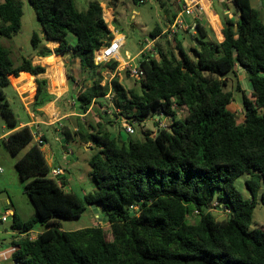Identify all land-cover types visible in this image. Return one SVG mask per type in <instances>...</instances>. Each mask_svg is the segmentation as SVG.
Masks as SVG:
<instances>
[{"label": "trees", "instance_id": "1", "mask_svg": "<svg viewBox=\"0 0 264 264\" xmlns=\"http://www.w3.org/2000/svg\"><path fill=\"white\" fill-rule=\"evenodd\" d=\"M178 1L182 0H166L175 7L166 9L168 25L180 11ZM27 2L40 27V33L29 38L33 54L14 64L10 51L0 43V114L10 132L2 142L13 156L27 148L15 168L34 209V216L25 220L14 213L11 229L25 233L36 224L44 229L35 230L39 233L32 241H17L11 261L264 264V225L252 226L254 208H264V22L250 0H232L238 17L221 18L215 28L218 39L211 40L208 29L194 22V45L188 50L176 34L174 47L166 41L158 45L161 28L156 25L149 34L156 56L138 62L143 71L140 92L125 88L115 76L104 80L102 72L115 71L116 61L93 62L94 51L113 37L100 2L89 3L84 11L77 10L75 0ZM159 4L166 5L162 0ZM22 7V0H0V37L11 39L19 33ZM48 42L58 46L51 51L45 47ZM52 52L75 59L90 80L73 97L74 129L66 124L61 130L65 142L90 143L96 150L87 161L94 188L83 196L65 191L62 177L57 182L50 176L41 149L30 144V128L19 127L1 90L10 85L9 76L44 73V67L32 65L31 58ZM49 60L54 64V58ZM240 72L248 80L250 94L237 89L243 106V118L238 120L229 108L233 93L224 87L227 75ZM58 77L63 78L60 72ZM66 78L70 85L76 82L67 70ZM35 85L30 107L34 114L42 115L38 108L53 100L58 106L67 96L49 95L45 80L35 79ZM109 90L114 94L111 105L120 109L118 115L112 113L114 119L120 116L137 125L154 111L169 118L168 127L154 135L144 131L141 140L113 136L107 126L117 121L105 120L110 107L104 97ZM94 108L99 120H80ZM178 110H185L182 119ZM241 174L246 175L248 198L235 186ZM89 206L107 217L108 235L100 226L64 231L56 223L79 218ZM211 207L226 217L216 219Z\"/></svg>", "mask_w": 264, "mask_h": 264}, {"label": "rangeland", "instance_id": "2", "mask_svg": "<svg viewBox=\"0 0 264 264\" xmlns=\"http://www.w3.org/2000/svg\"><path fill=\"white\" fill-rule=\"evenodd\" d=\"M22 1V27L19 33L13 36L11 39L0 37L1 45L10 51V58L14 64H18L19 62V51L23 52V54L31 51L32 48L29 43V38L32 32H36L38 34L40 33V27L31 6L27 0ZM100 1H103L104 5L110 8L109 10H112L113 19L111 20L109 15H105V18L108 25H110L109 23L113 21L111 25L114 26L115 33L117 32L123 35L124 39L122 48L120 50V57L126 61L132 58V61L129 62L131 67H138V62L143 57L139 51L145 47L147 41H150L149 34L156 25L161 28V35L156 40V43H158L160 46H163L164 42L166 41L169 42L172 47H174L175 41L173 37H169L166 33H163V30L166 29V21L169 16V13L166 9L175 8L174 6H169V3H167L166 0H162L166 3L164 7L160 6V0H142V3H135L133 0H75V6L78 11H84L89 3ZM250 3L251 6L258 11L259 19L264 22V0H250ZM177 4L180 6L179 2H177ZM204 5L205 8H207V4H203V6ZM210 8H212L213 11H210L211 15L208 16L211 17L209 22H207L204 18H202L200 22L205 28L208 29L209 38L214 40V38L218 39V35H216L214 28L216 26L215 23L214 25L209 23H212L213 20L218 21L223 17V14L220 3L217 4L216 2H213ZM227 15L231 16L233 20L236 19L237 13L235 8L231 6L230 13ZM193 21V19L189 18L187 23L191 25ZM178 32L180 35H182L181 40L187 50L189 46L192 47L194 45L192 42L193 34L190 31L180 29ZM68 40L72 42L74 37L69 35ZM17 48L21 50H18ZM59 59L64 63L66 70L71 76L74 77L76 82L72 85L68 84L67 82L69 94H64L67 96L64 100L61 99L58 106L54 103V105L57 107V114L55 118L54 116H51L53 118L52 123L49 125L41 124L38 126L44 135V139L46 140V143H44L42 146H39V148H42V152L47 160L50 159V170L51 168L57 167L65 170L63 171L60 169L62 174H64L62 178L68 182L67 186H72L73 188L70 192H73L78 196H83L84 194L91 193L94 188L93 181L89 175L90 167L88 166L87 161L96 150L91 148L90 143L84 144L77 140L69 143L65 142L61 130L66 124L69 125L71 130L74 129L73 126L75 112L71 110L74 105L72 96L76 95L83 86L90 84V80L88 79L87 73L80 72L75 59H71L69 55L64 54H60ZM49 63H51L50 60ZM126 71L127 70L125 68H122V64H119V69L113 75L107 73L105 70L102 72V74L104 80H109L115 76L125 88H133L137 92H140V85L138 81L130 77ZM9 78L12 79L13 77L9 76ZM54 79V87H59L64 82L63 78H59L56 74H54ZM20 81L16 83L14 81L13 82L17 85ZM237 86L239 88H237ZM224 88L225 90L232 91L233 102L229 108L235 114L237 119L241 120L243 118L242 93L237 89L245 91V94L249 96L250 86L246 76L241 72L238 73L237 76L233 74L227 75L226 85ZM24 89L25 86L22 89L19 88L17 90L22 96V98L19 99V95H17L10 85L1 88L10 108L20 121H27L24 110L25 106H31L30 102L33 92V88L31 90L27 89L26 91H23ZM98 115V111L94 108L87 116H80V120H92L95 122L99 120ZM184 115L185 110L177 111L178 118L182 119ZM113 119L114 118L111 113L106 114L105 120L112 121ZM153 119H160V121L163 122L165 128L168 127L170 121L167 117H159L158 113L153 111L141 124H137L135 126V132L132 135H127L120 128L119 124L115 122L111 127L107 126V128L110 130L113 136L118 135L117 133H119L123 140H125L127 136H131L133 139L141 140L142 133L144 131L151 132V135L156 132L157 128L153 123ZM5 131L4 123L0 114V135H2ZM33 143L34 139H32L30 144ZM26 150L27 148H24L17 155L13 156L5 149L2 140H0V168L2 170V172H0V207L4 206L7 200H10L11 206L24 219L34 216V209L24 192L23 183L21 182L15 168V162L25 153ZM245 178L246 175L241 174L236 179L235 186L245 198H248L249 193L244 184ZM211 211L216 219H222L226 217L225 212H219L213 207H211ZM193 218L194 217L190 218V221H192ZM56 223L59 224L60 228L64 231L78 230L87 226H100L107 235L109 233L108 224L104 220V217L99 216L95 219L93 214L89 212L88 208L83 214H81L79 218H61L58 219ZM6 224L10 225L11 219H9ZM258 225H264V208H262L260 205H257L254 208L252 214V226ZM43 229V226L36 224L33 231H41Z\"/></svg>", "mask_w": 264, "mask_h": 264}, {"label": "built area", "instance_id": "3", "mask_svg": "<svg viewBox=\"0 0 264 264\" xmlns=\"http://www.w3.org/2000/svg\"><path fill=\"white\" fill-rule=\"evenodd\" d=\"M218 2H227L229 4L232 3V0H216ZM180 11L178 14L175 16L173 22L163 31V33H166L169 37L174 36L175 34L179 33L178 31L180 29H184L187 31H190L193 35L195 34L194 30V22L196 21H201L202 18H204V6H203V0H182L180 3ZM193 19L194 21L192 22L191 25H189L186 22V19ZM107 24V22H106ZM108 27V26H107ZM109 29V28H108ZM110 32L112 33L113 37L112 39L101 46L100 48L96 49L93 54V62L95 65H100L104 63H108L110 61H116L117 66L115 68V71H110L109 68H106L105 71L111 75H113L118 69H119V64H122V68H125L128 71V75L137 81H139L143 75L142 69L138 67H131L130 63L124 62L120 58V50L123 45V35L119 33H115L114 29H109ZM140 54L143 55L142 59H147L148 56H156V52L154 50L153 42L147 41V44L145 47H143L140 50ZM113 92L109 90V92L105 95L104 99L108 102V106L111 109L107 110V113H115L119 114L120 109L116 108L111 105V101L113 99ZM159 117H165L162 113L158 114ZM114 118V117H113ZM117 123L119 124L120 128L127 134V135H132L135 132V122H132L128 119H125L123 117L117 116L115 119ZM153 123L155 124L157 130L161 128H165L163 125V122L160 121V119H153ZM32 130L31 136L32 139H34V143L37 146H42L44 145V140H43V134L41 133L40 129L37 126L32 125ZM156 130V131H157ZM154 135V134H153ZM0 168V172H1ZM62 172L60 168H51L50 170V176L55 179L57 182L59 181V178L61 177ZM12 216V211L9 208H0V225L8 222V220ZM12 230V229H11ZM12 239L11 242L8 245L3 246L0 243V264L6 261H10L15 254V252L18 249L17 241L20 239L26 238L29 241H32L36 238L37 234L39 233L38 231H29L25 233H21L17 230H12Z\"/></svg>", "mask_w": 264, "mask_h": 264}, {"label": "crops", "instance_id": "4", "mask_svg": "<svg viewBox=\"0 0 264 264\" xmlns=\"http://www.w3.org/2000/svg\"><path fill=\"white\" fill-rule=\"evenodd\" d=\"M179 2V1H178ZM213 2H216L217 4L220 3V7H221V10H222V14L223 16H226L227 18L229 19H232L231 16L227 15L230 13V9H231V6L235 8L233 2L231 4L227 3L226 1L221 3V2H217L216 0H203V4H207V8H205V5H204V19L209 22V20L211 19V17H208L209 15H211L210 11H213L212 8H210L211 4ZM181 3V2H180ZM100 5L102 6L103 8V18H104V21H106V18H105V15H109L111 20L113 19V14H112V10H107L105 5H104V2L103 1H100ZM23 8V7H22ZM178 14V13H177ZM176 14V15H177ZM23 16V14H22ZM231 17V18H230ZM236 17H238V14L236 15ZM189 20V19H187ZM186 20V22H187ZM233 20V19H232ZM167 21H168V18H167ZM167 21H166V28L170 25L167 24ZM111 22V21H110ZM113 22V21H112ZM109 23L110 25L107 24L108 28L110 29H114V26L111 25L112 24ZM212 22V21H211ZM215 23V26L214 28H217L221 25V18L218 20V21H214L212 23H209L211 25H214ZM21 27H22V17H21ZM165 30V29H164ZM163 30V31H164ZM40 31V30H39ZM33 33V32H32ZM176 37L181 40L182 39V35H180L179 33L176 34ZM156 40V39H155ZM154 42V40L152 41ZM58 46V44L56 42H48L45 47H47L48 49H50L51 51H53L54 48H56ZM190 47V46H189ZM18 50H21L19 48H17ZM140 52V51H139ZM18 61H20V59L22 57H27V56H30L31 54H33V50L31 49L30 52L28 53H24L19 51L18 52ZM60 55V54H59ZM59 55H56L54 54L53 52L51 53V55L49 56H46V57H40V56H32L31 58V63L32 65H39L41 67H44L45 69V72L42 73V74H39L37 76H31L30 74L28 73H21L19 75V77L15 78L13 77L14 79H21V81L16 85L13 81L14 79H10L9 78V83H10V86L14 89V91L17 93V95H19V99L22 98V96L20 95L21 93L19 91H17L19 88L22 89L24 86H25V89L23 91H26L27 89L33 90L32 92V99H31V102L30 104L33 103L34 101V96H35V91H36V85H35V79H38V80H45L46 81V89H47V93L49 95H52V96H55V99L59 98L60 96L64 95L65 93H67V95L69 94V87H68V84H67V78H66V68H65V65L62 61H60L59 59ZM49 58H54L55 59V62L54 64H50L49 63ZM121 58V57H120ZM122 59V58H121ZM124 62H130L132 61V58L128 61L122 59ZM59 72H60V75H62L63 77V84L59 87H54L53 86V82L55 81L54 79V74H57V76L59 75ZM64 75H65V79H64ZM59 90V91H58ZM19 92V93H18ZM75 96V95H74ZM72 96V97H74ZM54 102L55 100L53 101H50L48 102L47 104H45L43 107L41 108H38L37 111L42 113V115H38V114H34V112L31 111V106L27 107L25 106V110L24 112L26 113V117H27V121H19V127H22V126H28L30 128V130H32V125L34 126H39L41 124H51L52 123V120L53 118L51 116H54V118L56 117V112H57V107L54 105ZM53 111H52V109ZM52 118V119H50ZM48 121V122H47ZM5 128V127H4ZM39 128V127H38ZM40 129V128H39ZM6 130V128H5ZM41 131V129H40ZM10 132L8 131H5L2 135H0V140H3ZM42 133V131H41ZM43 140H44V135H43ZM44 143H46V141L44 140ZM41 151H42V148H40ZM43 153V152H42ZM44 155V154H43ZM44 158L46 160V162L48 163V165L50 166L51 165V162H50V159L47 160V158L45 157L44 155ZM59 168V167H57ZM61 169V168H60ZM63 170V169H61ZM65 171V170H63ZM2 172V171H1ZM64 173V172H63ZM64 174L61 175V177H63ZM63 181L65 182V186H64V190L69 192L71 191L73 188L72 186H67L68 182L67 180H64L63 178ZM0 208H9L11 209L12 211V215L14 213H16L20 219L22 220H25V219H28V218H22L18 213L17 211L11 206V203H10V200H7L5 202V205L0 207ZM94 207H88L89 209V212H91L93 214V217L96 219L98 218L99 216H102L100 215L97 210H94L93 209ZM32 217V216H31ZM29 217V218H31ZM7 223V222H6ZM6 223L0 225V243L5 246V245H8L10 242H11V239H12V230H11V224L10 225H7ZM2 264H14L11 260L10 261H6V262H3Z\"/></svg>", "mask_w": 264, "mask_h": 264}, {"label": "water", "instance_id": "5", "mask_svg": "<svg viewBox=\"0 0 264 264\" xmlns=\"http://www.w3.org/2000/svg\"><path fill=\"white\" fill-rule=\"evenodd\" d=\"M238 69H239V71H241V67L240 66H238ZM92 207V206H91ZM94 209V208H93ZM95 210V209H94ZM104 220L106 221L107 220V217H104Z\"/></svg>", "mask_w": 264, "mask_h": 264}]
</instances>
